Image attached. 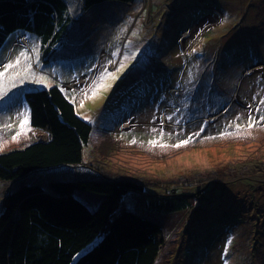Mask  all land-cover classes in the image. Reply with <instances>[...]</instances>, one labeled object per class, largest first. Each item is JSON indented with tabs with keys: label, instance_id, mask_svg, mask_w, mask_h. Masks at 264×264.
Wrapping results in <instances>:
<instances>
[{
	"label": "rangeland",
	"instance_id": "obj_1",
	"mask_svg": "<svg viewBox=\"0 0 264 264\" xmlns=\"http://www.w3.org/2000/svg\"><path fill=\"white\" fill-rule=\"evenodd\" d=\"M66 1L69 31L50 59L30 31L0 47V71L19 58L0 77V128L28 124L26 92L58 85L93 125L84 160L0 179V207L20 181L132 179L152 208L195 206L180 229L164 220L157 264H264V0H114L84 13ZM239 131L214 160L199 145Z\"/></svg>",
	"mask_w": 264,
	"mask_h": 264
},
{
	"label": "trees",
	"instance_id": "obj_2",
	"mask_svg": "<svg viewBox=\"0 0 264 264\" xmlns=\"http://www.w3.org/2000/svg\"><path fill=\"white\" fill-rule=\"evenodd\" d=\"M106 1L114 0H83L80 12ZM71 18L66 0H0V47L17 29L34 32L48 60ZM26 98L29 123L11 134L0 128V179L14 183L37 170L82 163L93 129L58 85L28 91ZM35 128L47 130L49 139L33 141ZM240 132L206 136L199 145L214 160ZM19 183L2 198L0 264H157L172 231L164 220L180 229L195 207L152 208L145 185L132 179Z\"/></svg>",
	"mask_w": 264,
	"mask_h": 264
},
{
	"label": "snow or ice",
	"instance_id": "obj_3",
	"mask_svg": "<svg viewBox=\"0 0 264 264\" xmlns=\"http://www.w3.org/2000/svg\"><path fill=\"white\" fill-rule=\"evenodd\" d=\"M20 56H26V53H20ZM16 64H19V58L16 60L15 64L7 63V64L3 65V71H0V77H5L6 74L8 73V70L9 69H13ZM30 68H31V65L26 66V70H30ZM17 75H19V73H17ZM37 82L38 83H44V78L43 77L38 78ZM262 103H264V101H262ZM262 118H264V117H262ZM26 122H27V118L26 117L21 120L20 125H19L21 129H23L25 127ZM249 126H251V124ZM20 134H25L26 135V133H18L17 136L20 135ZM17 136H13L12 139L16 140ZM188 142L189 141L185 140V141H182L181 144H187ZM152 143H155V141H152ZM175 146L176 147H180L181 145L177 144ZM0 150H2V145H0ZM228 243H231V241H228Z\"/></svg>",
	"mask_w": 264,
	"mask_h": 264
},
{
	"label": "crops",
	"instance_id": "obj_4",
	"mask_svg": "<svg viewBox=\"0 0 264 264\" xmlns=\"http://www.w3.org/2000/svg\"><path fill=\"white\" fill-rule=\"evenodd\" d=\"M250 107H254L255 108L256 106H254L253 103H250ZM35 129H37V128H35ZM30 136H31V133H30Z\"/></svg>",
	"mask_w": 264,
	"mask_h": 264
},
{
	"label": "bare ground",
	"instance_id": "obj_5",
	"mask_svg": "<svg viewBox=\"0 0 264 264\" xmlns=\"http://www.w3.org/2000/svg\"><path fill=\"white\" fill-rule=\"evenodd\" d=\"M129 2V1H128ZM136 181V180H135ZM145 192V195L147 196V192L146 191H144Z\"/></svg>",
	"mask_w": 264,
	"mask_h": 264
}]
</instances>
